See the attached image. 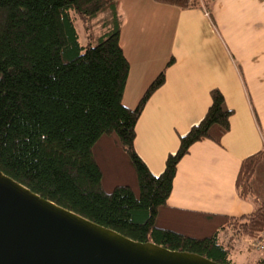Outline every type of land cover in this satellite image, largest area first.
<instances>
[{
    "label": "trees",
    "instance_id": "trees-1",
    "mask_svg": "<svg viewBox=\"0 0 264 264\" xmlns=\"http://www.w3.org/2000/svg\"><path fill=\"white\" fill-rule=\"evenodd\" d=\"M119 1L0 0V171L128 239L229 264L230 252L220 244L218 231L188 236L167 212L180 161L199 142L220 144L233 111L213 90L203 120L180 138L164 172L153 175L136 152V127L165 84L166 69L135 109L124 105L130 64L120 45ZM154 1L208 12L215 3ZM76 21L86 33L98 29L95 45L87 33L89 42L82 46ZM236 189L255 210L226 219L220 228L233 224L239 235L254 240L264 231V152L243 161Z\"/></svg>",
    "mask_w": 264,
    "mask_h": 264
},
{
    "label": "crops",
    "instance_id": "crops-1",
    "mask_svg": "<svg viewBox=\"0 0 264 264\" xmlns=\"http://www.w3.org/2000/svg\"><path fill=\"white\" fill-rule=\"evenodd\" d=\"M118 14L120 45L130 64L124 105L135 109L166 69L165 84L136 127V152L153 175L164 172L180 138L203 120L213 90L233 111L220 144L199 142L180 161L168 199L170 222L190 235L210 234L226 219L252 214L254 203L239 196L236 182L243 161L264 152V0H215L211 12L120 0ZM219 231V242L232 241L230 261L235 256L257 264L264 258L245 239L240 247Z\"/></svg>",
    "mask_w": 264,
    "mask_h": 264
},
{
    "label": "water",
    "instance_id": "water-1",
    "mask_svg": "<svg viewBox=\"0 0 264 264\" xmlns=\"http://www.w3.org/2000/svg\"><path fill=\"white\" fill-rule=\"evenodd\" d=\"M0 264H219L101 227L0 171Z\"/></svg>",
    "mask_w": 264,
    "mask_h": 264
},
{
    "label": "rangeland",
    "instance_id": "rangeland-1",
    "mask_svg": "<svg viewBox=\"0 0 264 264\" xmlns=\"http://www.w3.org/2000/svg\"><path fill=\"white\" fill-rule=\"evenodd\" d=\"M75 24H76V28H77V30H78V33H79V35H80V43L82 44V46H86L87 45V42H89L88 41V34L87 33H89V35L91 36V38H90V43L91 44H93V45H95L96 44V36H94L93 35V33H96V32H98V29L95 27L91 32H84L83 31V29H81V22H79V21H76L75 22ZM92 33V34H91ZM94 36V37H93ZM222 226V225H221ZM220 228V226H217L216 228ZM219 230H222L221 228L220 229H218V232H220ZM224 230H226V233L228 234V235H230L231 234V236H232V240H234L233 241V244H235V245H237V246H240V247H245V245H244V242H243V240H242V238L243 239H245L248 243H249V245H250V247H251V242H255L256 240H259L260 239V237H261V235H262V233L264 232H262L261 234H260V236L258 237V238H256V239H254V240H249V239H247V238H245V237H242L241 235H239L238 234V230H237V228L235 227V226H233V224H228V226H226L225 227V229ZM186 235H188V236H199L197 233H194V235H190L189 233H187V232H184ZM215 233V232H214ZM207 236V235H209V232L208 233H203L202 235H200V237L201 236ZM220 236H222V233H220ZM221 239H220V243L225 247V248H227V246L230 244V243H232V241L230 240V241H227L226 239H224L223 237H220ZM252 248V247H251ZM257 254V253H256ZM234 259H233V261H230V263L229 264H243V262L238 258V257H233ZM229 260H230V258H229Z\"/></svg>",
    "mask_w": 264,
    "mask_h": 264
},
{
    "label": "built area",
    "instance_id": "built-area-1",
    "mask_svg": "<svg viewBox=\"0 0 264 264\" xmlns=\"http://www.w3.org/2000/svg\"><path fill=\"white\" fill-rule=\"evenodd\" d=\"M251 247L255 249L257 252L264 255V232L262 233L259 240H256L255 242H251Z\"/></svg>",
    "mask_w": 264,
    "mask_h": 264
}]
</instances>
